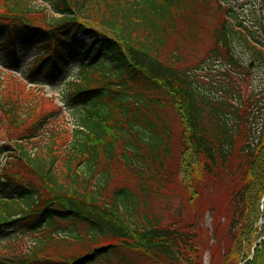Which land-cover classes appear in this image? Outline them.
<instances>
[{"label":"trees","instance_id":"16d2710c","mask_svg":"<svg viewBox=\"0 0 264 264\" xmlns=\"http://www.w3.org/2000/svg\"><path fill=\"white\" fill-rule=\"evenodd\" d=\"M37 1L45 19L34 0H1L0 55L17 63L34 52L26 78L47 85L75 68L63 103L77 129L61 153L47 134L31 151L16 143L21 172L0 173V240L37 239L0 260H49L62 240L84 250L60 255L66 264H203L205 253L208 264H264V89L246 85L264 65V0ZM202 16L219 21L189 67ZM4 110L22 121L18 105ZM116 176L126 181L113 188ZM198 183L224 187L210 234L187 218ZM172 186L189 201L165 220L148 199Z\"/></svg>","mask_w":264,"mask_h":264},{"label":"rangeland","instance_id":"374dc122","mask_svg":"<svg viewBox=\"0 0 264 264\" xmlns=\"http://www.w3.org/2000/svg\"><path fill=\"white\" fill-rule=\"evenodd\" d=\"M36 4L41 8L39 18L45 19L50 14V10L43 6L39 1L34 0ZM239 1V0H234ZM39 11V12H40ZM0 12H3V4L0 0ZM39 14V13H38ZM34 19L38 18L36 15ZM40 20V19H38ZM219 21L218 17H205L202 16L199 20L200 28L197 33L196 39L192 40L191 45L186 48L184 53V60L187 65H194L200 56L205 53L211 47L212 30ZM177 33L176 39H179ZM37 53H40L38 51ZM34 52H30L20 62L13 63L5 61L0 55V173L4 172H21L17 167V160L14 155L16 143H19L24 149L31 151L32 148L41 146L39 143H44L41 137L47 134L53 140L56 145V151L60 153L70 145L73 140V132L77 129L76 117L70 108L63 103V94L70 90L68 82L72 80L73 75L77 72L75 68H70L65 77L60 81L52 85L43 83H37L31 80V77L26 78L28 74V67L33 61ZM246 63H250L247 57ZM249 78L246 83L248 84V90H262L264 89V65H254L248 70ZM197 76L201 78L209 77L210 79L219 80L218 76H215L214 72H198ZM244 87V84H243ZM242 90H244L242 88ZM246 91V89H245ZM18 105L21 109L22 121L18 124V120L14 117L8 116L4 113V109H7L11 105ZM24 116V117H23ZM44 118V127L37 124V120ZM170 122L173 125V129L178 134L179 120L177 117L170 116ZM13 121V122H11ZM29 129L27 132L25 129ZM34 137V138H32ZM125 177L116 176L112 182V187H119L125 183ZM203 183V182H202ZM202 183L198 190V197H196L187 206V218H194L202 229L211 233L212 217L208 214L209 209L218 208L214 202H216L222 195V185L213 188H203ZM211 196V198H209ZM166 198L148 199L149 205L153 211L159 214L163 219L167 220L170 217V213H173L179 209L180 203L188 202V195L182 191L179 187L172 186ZM187 204V203H185ZM211 206H210V205ZM170 208V212L167 208ZM208 207V209H206ZM260 225H264V219L260 220ZM205 234V233H204ZM206 236V234H205ZM37 239L36 234H15L8 239L0 240V258L8 257V259L18 257L32 246ZM212 242V241H211ZM84 252L80 247L75 246L70 242H64L57 240L54 246L49 250L47 255L48 259H39L31 264H66L59 256L74 257ZM0 264H8L5 261L0 260ZM103 264V263H93ZM150 264V263H143ZM203 264H208L207 253L203 256Z\"/></svg>","mask_w":264,"mask_h":264},{"label":"bare ground","instance_id":"6f19581e","mask_svg":"<svg viewBox=\"0 0 264 264\" xmlns=\"http://www.w3.org/2000/svg\"><path fill=\"white\" fill-rule=\"evenodd\" d=\"M263 208H264V200H263Z\"/></svg>","mask_w":264,"mask_h":264},{"label":"water","instance_id":"95a60500","mask_svg":"<svg viewBox=\"0 0 264 264\" xmlns=\"http://www.w3.org/2000/svg\"><path fill=\"white\" fill-rule=\"evenodd\" d=\"M263 200H264V197H263Z\"/></svg>","mask_w":264,"mask_h":264}]
</instances>
